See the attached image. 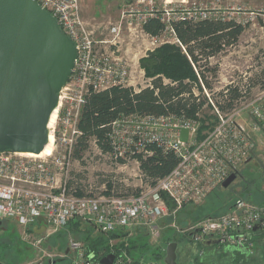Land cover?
<instances>
[{"label": "built area", "instance_id": "built-area-1", "mask_svg": "<svg viewBox=\"0 0 264 264\" xmlns=\"http://www.w3.org/2000/svg\"><path fill=\"white\" fill-rule=\"evenodd\" d=\"M34 1L54 16L76 48L71 75L58 92L53 121L47 125L53 137L51 153L36 157L24 152L0 151V224L10 218L15 220L21 226V241L39 250L41 256H53L46 246L47 239L75 218L90 223L103 234L130 235L133 230L153 228L157 221L174 215L182 206L203 202L256 152L257 142L250 131L261 129L264 132V88L252 96L244 95L228 112L221 111L210 100L216 122L207 132L199 133L198 121L183 116L121 113L111 122L109 156L123 161L132 159L139 166L136 155L151 154L147 146L155 144L173 153L176 165L154 184L145 183L132 194L88 192L79 196L70 192L66 178L81 133L78 122L86 95L116 85L132 86L130 57L117 53L122 50L124 30L134 36L129 41L140 37L136 40L137 46L144 47L147 53L164 42L180 44L173 27L175 21L229 18L246 26L254 23L258 16L264 17V11H243L242 15L240 7L232 6L236 15L224 16L219 12L223 0L207 3L202 0H122L120 20L108 27L112 38L97 40L83 19L79 0ZM149 18H158L163 23L158 35L144 30ZM101 43L114 47H99ZM181 129L187 130L185 140L180 138ZM164 195L172 201V210ZM39 217L46 219L43 234L32 230L33 226L43 223L38 221ZM255 224L264 227V206L237 198L226 211L206 215L187 225L184 231L193 242L218 239L224 245L253 253L257 236L264 231L253 230ZM68 246L74 254L73 264H102L82 240L71 237ZM111 264L135 262L128 254L118 252Z\"/></svg>", "mask_w": 264, "mask_h": 264}, {"label": "trees", "instance_id": "trees-1", "mask_svg": "<svg viewBox=\"0 0 264 264\" xmlns=\"http://www.w3.org/2000/svg\"><path fill=\"white\" fill-rule=\"evenodd\" d=\"M173 27L180 44L164 42L139 58V66L143 69L144 76L149 79L148 85L140 87L138 90H135L132 86L116 85L101 91H90L86 95V101L81 108L78 122L81 133L75 145L73 156L80 158L91 139L94 140L101 151L108 152L111 149L108 138L111 122L121 113L173 114L196 119L203 107L208 104L210 97L205 93L206 90L211 91L212 87L205 72L212 71L215 76L217 69V63L210 64V58L236 42L243 32L244 26L229 18H205L197 21H175ZM162 28L163 23L158 18H149L144 23V30L151 35H158ZM262 85L264 86V83ZM242 92L239 86L229 83L217 92L221 99L212 102L221 111L228 112L242 99L240 98L243 96ZM203 126V123L199 125V132H201L200 129H203ZM147 148L152 151L151 154L139 153L136 158L144 176V181L148 184H154L176 165L177 158L173 153L165 152L155 144H150ZM251 160L245 164H248L249 174L246 177L249 180L247 179V182L243 181L241 184L244 189L241 191L242 195H232L231 202L224 203L219 208L220 211L214 209L212 212L217 210L215 213L218 214L226 211L237 197L264 206L262 198L256 197L257 202L253 199L258 192L264 195V189L260 188V186H264V182L262 183L264 175L260 172L264 170V165H254L259 169L258 179H255L251 173V166H249ZM66 185L68 190L76 195L82 196L88 193L81 186H75L70 181H67ZM245 195H248V197ZM164 198L169 209L172 210L174 206L172 201L166 195H164ZM203 209L204 207L194 204L184 205L177 211L175 220H177L179 227L183 229L188 222H196L211 214V212H202ZM171 217L165 218L167 223L173 220ZM168 229L175 228L168 227ZM170 233L176 234L172 230ZM261 233L257 236L256 247L259 242L264 243V231ZM122 235H125V233L111 232L107 238ZM54 236L55 234L50 236L51 240ZM107 238L96 235L95 240L89 236L85 239H87L90 249L96 254L99 243H103L102 241L105 243ZM17 239H19V236H17ZM139 244V239L135 238L126 248L124 246L123 248L130 255L136 257ZM143 246L146 250L150 249L145 242ZM232 252L234 255L231 256L230 264H264V248H261V250L256 248L253 253L242 250Z\"/></svg>", "mask_w": 264, "mask_h": 264}, {"label": "rangeland", "instance_id": "rangeland-1", "mask_svg": "<svg viewBox=\"0 0 264 264\" xmlns=\"http://www.w3.org/2000/svg\"><path fill=\"white\" fill-rule=\"evenodd\" d=\"M202 1L206 3L209 2V0ZM79 2L83 19L85 20L87 26L94 31V38L97 40L111 39L112 34L109 32L108 27L120 20L123 1L79 0ZM232 6L240 7L241 14L243 11L258 12L260 9L264 11V0H223L220 4L219 12L224 16H233V14L236 15L235 10L231 9ZM138 38L136 40H139ZM129 40V33L124 30L123 40L121 43L122 50L117 53L125 54L130 57V61L132 63V77L130 85H132L135 90H138L140 87H144L149 83V79L141 74L138 66V58L143 56L146 52L143 50L144 47L140 48L137 46L138 42L136 43V40ZM98 45L99 47L106 48L114 47L110 46L109 43H101ZM125 49H127V52H125ZM215 63H217L215 76L212 74V71L205 72L212 87L211 91L206 90V93L204 92L205 95L210 97L208 99V104H206L196 116V120L199 125L202 123L204 125L203 129H200L201 132H207L216 122V115L213 111V106L210 100L213 102L217 99L220 100L221 98L217 92L222 90L227 84H236L242 89L243 96L240 97L242 100L244 95H246V97L252 96L264 87L262 85V83H264V17L258 16L254 23L244 26V30L236 42H234L231 46L226 47L214 57L210 58V64ZM243 116L249 119L246 114ZM250 133L257 142V148L255 150V159L251 160L249 166H251L253 178L258 179L259 169L254 165H264V132L261 129H258L250 131ZM52 149L53 137L49 149L41 156L50 154ZM248 169V164L242 165L238 171V176L228 187H217L213 190L211 195L209 194L208 197L197 206L204 207L202 212H211V214H216L215 212L217 210L213 212L212 210L218 209V211H220L221 209L219 210V208H221L224 203L231 202L230 200L232 195H239L241 194V191L244 190L241 184L243 181L247 182V179L249 180V178L246 177V175L249 174ZM260 172L264 175V170H261ZM66 179L75 186H81L85 192H90L95 195L110 192L132 194L133 192L139 191L146 183L144 181V176L135 161L132 159L126 161L113 159L107 152L101 151L96 146L93 139L89 140L88 147L82 152L80 158L73 156L72 159H70V172ZM263 182L264 179L262 180V183ZM260 188L264 189V186H260ZM245 196L248 197V195ZM256 197L259 199L262 198L264 202V195L260 192L253 197L254 201L257 200ZM255 204L260 205L258 203ZM171 218H173V220L169 223H167L166 220L162 223L161 221H157L155 223L156 226L148 228L151 235V241L157 237V234L163 233L168 235L171 230L181 238L186 236V234L181 231H176V229L167 230L168 227H172V223L179 226L175 217L172 216ZM20 231L21 226H19V224L11 218L1 223L0 262L3 264H28V262L33 259L42 258L39 250H35V248L30 247L24 241L23 243L19 242L21 240L17 239V236L20 237ZM54 234L55 236L53 238L56 241L61 238L67 241L68 238L72 237L84 241L87 246H89L87 239H85L87 236L95 240L96 235H99L90 223L77 218L70 220L68 225L60 228V230ZM138 235L139 234L133 230L128 236L137 237ZM187 237H185V239H187ZM136 239L141 240L140 235ZM113 242V240L110 241L109 238H107L105 243L111 244ZM101 245L102 243L100 242L98 246L100 247ZM37 262L38 260L32 261V263L35 264H47V259L44 258L42 263Z\"/></svg>", "mask_w": 264, "mask_h": 264}, {"label": "water", "instance_id": "water-1", "mask_svg": "<svg viewBox=\"0 0 264 264\" xmlns=\"http://www.w3.org/2000/svg\"><path fill=\"white\" fill-rule=\"evenodd\" d=\"M75 57L73 41L36 1L0 0V151L28 153L44 148L49 117L59 90L69 80ZM186 137L187 130L181 129L180 138ZM237 176V171L231 172L221 186L228 187ZM38 221L43 223L32 230L40 234L46 229V219L39 217ZM259 227L256 224L253 230ZM218 242L207 239L203 243ZM174 246L167 245V264H176ZM103 250L97 257L102 264H111L113 255L102 256Z\"/></svg>", "mask_w": 264, "mask_h": 264}, {"label": "flooded vegetation", "instance_id": "flooded-vegetation-1", "mask_svg": "<svg viewBox=\"0 0 264 264\" xmlns=\"http://www.w3.org/2000/svg\"><path fill=\"white\" fill-rule=\"evenodd\" d=\"M136 233L139 234L141 238V240H139L140 244L137 246L136 257L130 255L123 248V246L126 248L130 242L133 241V239L139 237V235L137 237H130L128 235L118 236V238H113L114 242L111 244H107L102 241L103 243L98 248V251L104 249L102 256L111 254L113 255V261L118 252H123L128 254L134 260L135 264H167L165 262L166 248L169 243H174L176 264H230L231 256L234 255L232 251L239 250L235 247L224 245L221 242L212 245H204L203 242L207 239L197 243L191 241L187 236H185L187 237V239H185V237L181 238L179 235L172 233H169L168 235L163 233L158 234L153 241H151V235L147 229H140L136 231ZM98 234L102 235L104 238H107L108 236L107 234L103 233ZM50 236L47 239L46 246L51 250L53 256H42V258L39 259L37 263H42L44 258H46L47 264H73L72 259L74 254L68 246V240L65 241L63 238H61L60 240L56 241L53 238L50 241ZM19 242L23 243V241ZM144 242L150 247L149 250H146L143 246ZM256 248L261 250V248H264V243L259 242Z\"/></svg>", "mask_w": 264, "mask_h": 264}, {"label": "bare ground", "instance_id": "bare-ground-1", "mask_svg": "<svg viewBox=\"0 0 264 264\" xmlns=\"http://www.w3.org/2000/svg\"><path fill=\"white\" fill-rule=\"evenodd\" d=\"M180 12H184L183 10H181ZM129 37H130V39L132 38V37H134L133 35H129ZM131 44V43H130ZM157 47V46H156ZM155 47V48H156ZM154 48V49H155ZM53 116H54V112L51 114V116L49 117V121H48V123L49 124H51L52 123V121H53ZM196 120V119H195ZM198 130H199V127H198ZM180 133H181V131H180ZM199 133H201V132H199ZM51 142H52V135H49V137H48V141H47V143H46V145L44 146V148L41 150V151H39V152H28L27 154L28 155H30V156H36V157H40L44 152H46L48 149H49V147H50V145H51ZM50 152V151H49ZM249 159H247L246 160V162L248 161ZM246 162L244 163V164H246ZM243 164V165H244ZM239 171V170H238ZM237 171V172H238ZM236 172V171H235ZM200 204V203H199ZM194 205H198V204H194ZM177 213V212H176ZM176 213L174 214V215H168V216H166V217H169V216H173V217H175L176 216ZM166 217H164L163 219H160L159 220V222L161 221V223L165 220V218ZM174 222V221H173ZM69 223V222H68ZM190 223H192V222H188L187 223V225H189ZM173 225H172V227L173 228H175L176 229V231H181V232H183L184 234H186V236H188V234L184 231V229L185 228H180L179 226H177V225H174V223H172ZM68 225V224H67ZM187 225H186V227H187ZM256 225V224H255ZM46 227H47V225H46ZM65 227V226H64ZM254 227V226H253ZM257 229H261V231H262V227H259V228H257ZM256 229V230H257ZM148 230V229H147ZM44 233V232H43ZM43 233H40V234H43ZM158 235V234H157ZM189 237V236H188ZM84 242V241H83ZM85 243V242H84ZM86 244V243H85ZM33 260H39L38 258H36V259H33ZM32 260V261H33Z\"/></svg>", "mask_w": 264, "mask_h": 264}, {"label": "crops", "instance_id": "crops-1", "mask_svg": "<svg viewBox=\"0 0 264 264\" xmlns=\"http://www.w3.org/2000/svg\"><path fill=\"white\" fill-rule=\"evenodd\" d=\"M255 155H256V152L253 154V156H251L250 158H249V160L248 161H250L251 159H253L254 157H255ZM1 225V224H0ZM19 239H20V237H19ZM21 240V239H20Z\"/></svg>", "mask_w": 264, "mask_h": 264}]
</instances>
